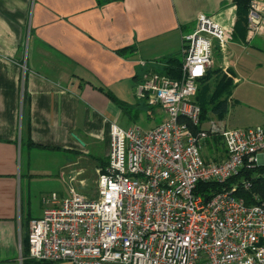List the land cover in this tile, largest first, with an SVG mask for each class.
I'll return each instance as SVG.
<instances>
[{
    "label": "built area",
    "instance_id": "1",
    "mask_svg": "<svg viewBox=\"0 0 264 264\" xmlns=\"http://www.w3.org/2000/svg\"><path fill=\"white\" fill-rule=\"evenodd\" d=\"M262 23L264 4L250 0L247 34ZM226 41L222 24L197 15L192 31L181 37L180 77L150 71L136 86L137 97L159 105L165 118L146 131L110 125L96 197L73 188L67 196L50 193L41 215L29 221L26 258L71 264H264V203H245L234 194L235 185L217 191L200 187L222 183L244 166L264 168V123L228 128L212 116L201 120L194 102L214 50ZM214 137L217 143L208 146Z\"/></svg>",
    "mask_w": 264,
    "mask_h": 264
},
{
    "label": "crops",
    "instance_id": "2",
    "mask_svg": "<svg viewBox=\"0 0 264 264\" xmlns=\"http://www.w3.org/2000/svg\"><path fill=\"white\" fill-rule=\"evenodd\" d=\"M235 12L232 0H0V264H22L30 219L50 193L64 196L51 183L82 172L87 154L99 158L91 154L97 139L106 157L122 113L158 115L154 126L165 118L136 86L161 59L180 55L198 14L213 16L227 39L207 71L233 78L234 48L264 39V23L250 36L235 33Z\"/></svg>",
    "mask_w": 264,
    "mask_h": 264
},
{
    "label": "rangeland",
    "instance_id": "3",
    "mask_svg": "<svg viewBox=\"0 0 264 264\" xmlns=\"http://www.w3.org/2000/svg\"><path fill=\"white\" fill-rule=\"evenodd\" d=\"M228 60L235 73L230 96L226 94L223 96L227 99V110L221 120L214 117L225 123L228 128L256 125L264 119V39L256 37L252 43H245L243 48H234ZM162 114L166 116L164 112ZM159 118L155 115L146 119L142 114L130 118L122 113L117 124L123 128L134 125L146 131L153 127L160 120ZM91 154L99 158L89 157L87 154L85 162L80 165L84 168L83 171L74 175L72 179L69 177L71 173L65 172L63 178L53 180L51 184L56 190L67 196L69 188H73L79 194L96 197L99 160L107 159L102 139L96 140Z\"/></svg>",
    "mask_w": 264,
    "mask_h": 264
},
{
    "label": "trees",
    "instance_id": "4",
    "mask_svg": "<svg viewBox=\"0 0 264 264\" xmlns=\"http://www.w3.org/2000/svg\"><path fill=\"white\" fill-rule=\"evenodd\" d=\"M110 1L120 0H97V4ZM235 5V33L240 32L243 36L246 32V15L249 7L250 0H232ZM125 48L120 49L122 52ZM215 51V50H214ZM161 66L155 69V72L159 74L167 75L171 78L180 77L181 57L180 55H171L160 60ZM232 87V78L225 75L219 68L208 70L204 77L199 81L197 91L194 96V102L199 106L201 113V120L207 117H218L222 119L224 113L227 110V99L223 96L226 94L230 96ZM109 98L115 102L123 112L128 111L127 104L116 99L112 94L106 91ZM217 137H214L209 144L213 143L214 146L217 143ZM213 147H208V151L211 154ZM107 162L106 160H99V167H103ZM244 183L247 186L244 187ZM232 185H235L234 194L242 197L247 204L252 203H264V168L261 165H255L253 167L244 166L236 174L230 176L226 181L222 183L211 182L207 186L201 185L200 187L205 190L217 191L221 189H229ZM21 254L23 256L22 264H45L48 262H39L29 260L26 258L27 254V234L21 241Z\"/></svg>",
    "mask_w": 264,
    "mask_h": 264
}]
</instances>
